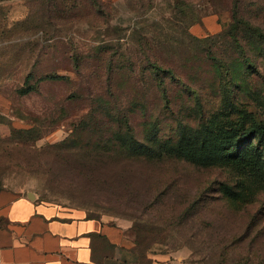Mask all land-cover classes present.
<instances>
[{"label":"rangeland","instance_id":"1","mask_svg":"<svg viewBox=\"0 0 264 264\" xmlns=\"http://www.w3.org/2000/svg\"><path fill=\"white\" fill-rule=\"evenodd\" d=\"M234 15L264 33V0H0V188L102 219L147 249L138 264H264L263 148L227 162L217 126L229 105L264 129V42ZM235 38L255 67L226 93L214 67L239 56ZM154 61L174 71L166 98Z\"/></svg>","mask_w":264,"mask_h":264},{"label":"crops","instance_id":"2","mask_svg":"<svg viewBox=\"0 0 264 264\" xmlns=\"http://www.w3.org/2000/svg\"><path fill=\"white\" fill-rule=\"evenodd\" d=\"M117 245L131 239L102 219L48 214L30 194L0 189V260L3 264H96L93 234ZM132 242V241H131ZM133 246V245H132Z\"/></svg>","mask_w":264,"mask_h":264},{"label":"trees","instance_id":"3","mask_svg":"<svg viewBox=\"0 0 264 264\" xmlns=\"http://www.w3.org/2000/svg\"><path fill=\"white\" fill-rule=\"evenodd\" d=\"M185 5L184 3H181L178 5V7L181 9ZM184 16L192 17V15L184 12ZM198 23V20H193L192 23H190V27L194 24ZM240 27H243L245 31L248 34H253L263 40L264 42V33L257 27L252 26L249 21H244L238 18L236 15H234V22L230 26V29H236L238 30ZM229 29V30H230ZM237 41L236 46L238 49L239 56L233 59L230 62H225V64H219L215 65L214 67V74L217 75L218 78L222 79V81H225V84L223 85V90L226 93L232 92V87H241L243 85L244 81L243 78L248 70L250 68H254V60L250 56L249 50L245 48L241 43H238V38H235ZM78 66L79 62L75 61ZM111 68V67H110ZM112 71L111 69H109ZM150 75L152 79L155 81V84L157 87H159V91L163 97H167V87L165 85L166 80L171 79L174 75V71L170 68H166L163 65L159 64L157 61H154L151 63V68L149 69ZM113 74L110 72V76ZM41 79L44 81H62V80H68L67 76L59 75L56 73H49L44 76H41ZM112 81V80H111ZM225 94V93H221ZM224 107L222 110V114L224 115L223 121L219 122L217 126L221 129L222 133H224V136L222 137V140L220 142V150H221V156L223 160H226L227 162H232L237 159H242L246 157L247 151H249L251 148L258 149V145H261L263 148L262 154L260 157L264 155V129L263 130H257V132H254L253 130L246 132V130L241 129L242 127H251L247 122L243 121L241 125L238 123L239 115L242 116L241 111H239L238 108L235 106ZM238 115V117H236ZM124 122V120L119 119L118 124L121 125ZM126 129V130H125ZM124 130L121 129V127L115 132L114 137L116 140H119L121 142H124L125 144L129 145V138L128 135L130 130L129 127L125 128ZM241 129V130H240ZM257 139V143L254 144L253 140ZM133 141V140H132ZM177 145H180V143H176ZM131 148L132 152L135 154H141V155H150L151 151H153V147L149 143H138L136 141H133L128 146ZM186 149V148H184ZM191 149V148H188ZM178 154H182V147L176 148ZM187 150V149H186ZM186 155H189L190 152L184 151ZM180 154V155H181ZM259 157V158H260ZM263 165H264V157H263ZM1 189V188H0ZM92 217V216H91ZM97 218V217H92ZM100 219V218H97ZM96 243L100 246V248H94V262L96 264L98 263V259L96 258V254L98 251H110L113 253L112 255H109L108 252H105V256H116L120 254L121 252H127L130 254L135 255L136 253L140 254V260L139 256L135 255V258L133 259L134 264L140 263L141 259L146 256L147 249L144 251L141 250L139 247V242L133 244L131 247H124L117 245L115 243H112L108 237L101 233H95L93 234ZM148 248V247H147Z\"/></svg>","mask_w":264,"mask_h":264},{"label":"built area","instance_id":"4","mask_svg":"<svg viewBox=\"0 0 264 264\" xmlns=\"http://www.w3.org/2000/svg\"><path fill=\"white\" fill-rule=\"evenodd\" d=\"M0 264H3L1 260H0Z\"/></svg>","mask_w":264,"mask_h":264}]
</instances>
